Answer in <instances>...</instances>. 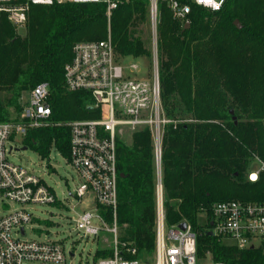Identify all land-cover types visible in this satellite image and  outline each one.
Here are the masks:
<instances>
[{"label":"trees","instance_id":"obj_1","mask_svg":"<svg viewBox=\"0 0 264 264\" xmlns=\"http://www.w3.org/2000/svg\"><path fill=\"white\" fill-rule=\"evenodd\" d=\"M31 7L25 35L0 13L1 121L21 111L22 94L41 83L51 88L58 122L102 117L89 92H71L65 85L64 66L73 59L78 42L106 40L110 33L120 61L152 59L140 36L142 26L151 24L149 0H122L109 20L104 3ZM188 19L186 27L160 2L158 68L170 120L160 159L166 224L191 226L199 261L209 257L224 264H264L262 249H240L210 234L215 203L264 201V171L257 182L247 178L256 157L264 162V0H225L218 11L193 5ZM132 134L129 145L121 137L116 142L119 244L127 259H132L127 253L132 247L138 250L137 258H153L155 142L149 128ZM70 140V128L64 125L31 131L26 142L42 158L53 146L69 158ZM102 214L111 225L112 211L102 208ZM113 256V248H100L94 263Z\"/></svg>","mask_w":264,"mask_h":264},{"label":"built area","instance_id":"obj_2","mask_svg":"<svg viewBox=\"0 0 264 264\" xmlns=\"http://www.w3.org/2000/svg\"><path fill=\"white\" fill-rule=\"evenodd\" d=\"M104 3L107 18L117 9L122 0H0V13L7 16L16 29L26 26L32 5H60L64 3ZM168 5L173 18L190 24L188 16L192 6L218 11L225 0H149V17L156 36L154 52L158 49L159 5ZM152 77L132 78L130 73L140 71L136 63L125 67L114 51L110 33L108 39L81 41L73 47V59L64 66L65 85L71 92H89L94 108H100L102 117L96 120L60 123L54 118L50 102L51 88L41 83L22 94L19 103L21 111L14 110L7 120H0V211L6 213L0 218V264L63 263L67 254L64 245L55 239H30L27 228L33 230L34 221L29 208L37 204H66L57 198L52 188L44 180L22 164H15L10 156L15 152V143L27 139L31 131L47 127L68 126L70 128V157L66 158L78 175V185L69 197L80 200L93 192L96 208L78 214L74 231L80 238H99L108 232L113 237L114 256L101 258L97 264H141L138 250L128 248L132 259L122 254L117 225L118 207V167L116 142L121 130L131 131L149 128L156 141L158 185L156 190V251L153 264H224L211 259L206 262L197 258L196 235L191 226L185 229L179 225L168 229L164 214L163 185L161 182V144L163 131L170 120L166 117L161 97L158 61ZM54 147V146H53ZM52 147V148H53ZM256 170H250L247 178L257 182L264 171V162ZM253 177H255L253 179ZM13 204H18L13 208ZM102 208L110 209L114 216L108 224ZM211 232L240 249L260 248L264 253V201L242 202L228 200L212 207ZM228 244V245H229ZM71 255L74 253L71 251Z\"/></svg>","mask_w":264,"mask_h":264},{"label":"rangeland","instance_id":"obj_3","mask_svg":"<svg viewBox=\"0 0 264 264\" xmlns=\"http://www.w3.org/2000/svg\"><path fill=\"white\" fill-rule=\"evenodd\" d=\"M28 20V19H27ZM26 26L21 29H16L21 35H25ZM140 36L146 42V45L152 52V59L146 57L134 59L132 57H126L122 59V63L125 67L131 63H136L139 66L140 71L136 73H130V69L127 73L132 78L152 77L155 73V64L159 61V53L154 52V46L156 36H154V30L152 23L150 25L142 26L140 30ZM135 132V131H134ZM133 131L130 129L121 130V139L126 143L132 142ZM157 143L155 141V148ZM15 152L10 156V160L13 163L22 164L28 169L34 171L40 176L46 185L50 186L55 192L57 198L65 202L64 207H60V204H37L29 208V211L35 219L33 230L27 228V235L30 239H55L61 241L66 250V260L63 263L58 264H95L94 255L100 248L113 247V237L108 233H102L99 238L93 237L81 239L79 234L74 231V222L72 219H76L78 214L84 212L93 211L96 208V202L94 200V193L90 192L85 195L81 201L75 198L69 197V193H73L77 187L79 181L78 175L75 169L70 165L66 157L53 147L50 154L46 158H42L33 148L30 147L24 149L23 138H19L15 143ZM250 170H256L260 166V162L255 159L252 161ZM18 204H13V208H17ZM6 213V210L0 211V218ZM199 221H205V215H199ZM167 229L169 226L167 225ZM232 241H225V244H229ZM71 251L74 256L71 255ZM153 258L150 256H142L141 264H153ZM210 258L208 257L207 260ZM34 264H50L43 262H35ZM56 264V263H51Z\"/></svg>","mask_w":264,"mask_h":264},{"label":"water","instance_id":"obj_4","mask_svg":"<svg viewBox=\"0 0 264 264\" xmlns=\"http://www.w3.org/2000/svg\"><path fill=\"white\" fill-rule=\"evenodd\" d=\"M189 25H190V24H187L186 27H189ZM235 25H236L238 28H241V27H242V24H241L240 20H236V21H235ZM230 112L233 113L232 110H231ZM24 149H26V147H25ZM159 168H160V166H159ZM159 168H158V169H159ZM186 226H187L186 222H182V223L180 224V227H181L182 229H185ZM211 226H212V223H211ZM210 234L213 235V232H211Z\"/></svg>","mask_w":264,"mask_h":264},{"label":"snow or ice","instance_id":"obj_5","mask_svg":"<svg viewBox=\"0 0 264 264\" xmlns=\"http://www.w3.org/2000/svg\"><path fill=\"white\" fill-rule=\"evenodd\" d=\"M255 177H253V179H254Z\"/></svg>","mask_w":264,"mask_h":264}]
</instances>
